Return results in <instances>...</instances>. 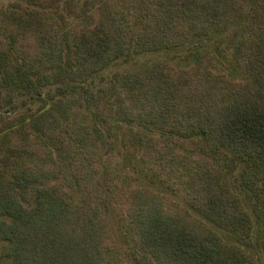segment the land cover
I'll return each instance as SVG.
<instances>
[{
    "label": "trees",
    "instance_id": "trees-1",
    "mask_svg": "<svg viewBox=\"0 0 264 264\" xmlns=\"http://www.w3.org/2000/svg\"><path fill=\"white\" fill-rule=\"evenodd\" d=\"M67 4L75 18L70 24L63 16L50 20L27 13L20 21L0 16L8 77L27 81L59 68L67 46L85 79L128 50L139 54L175 48L241 20L247 36L237 61L246 80L239 85L214 78L210 63L202 61L191 68L157 63L117 73L115 81L125 95L110 109L119 127L108 131L105 158L93 119L83 110L69 112L48 136L71 166L81 205L62 183H55L59 172L48 164L52 156L45 139L25 127L12 129L5 136V157L21 166L15 171L0 167V264H131L130 259L136 264H255L253 256L224 242L188 208L238 241L247 240L253 224L224 170L240 165L242 185L258 204L264 252V0ZM133 123L190 140L189 149L131 130ZM133 157L148 179L188 208L137 186L132 174L121 172ZM103 206L115 216L121 246L113 239Z\"/></svg>",
    "mask_w": 264,
    "mask_h": 264
},
{
    "label": "rangeland",
    "instance_id": "rangeland-1",
    "mask_svg": "<svg viewBox=\"0 0 264 264\" xmlns=\"http://www.w3.org/2000/svg\"><path fill=\"white\" fill-rule=\"evenodd\" d=\"M0 0V16L20 21L27 13H33L45 19L55 20L63 16L70 24L75 21L74 15L67 9L71 4L67 0ZM137 36L135 30L134 39ZM247 36V31L241 20L232 23L226 30L208 36H198L185 44L169 49L148 51L136 54L128 50L120 58L104 70L85 79L79 76L77 67L69 58L68 47L64 46L62 64L41 77L30 80H14L5 73L6 53L0 47V167H9L15 171L21 166V161L6 159L4 140L12 129L28 128L27 131L45 139L52 160L50 167L59 172L55 183H62L76 205L82 204V194L68 160L50 143L48 136L53 130L60 128L69 112L83 110L93 119V126L100 139L102 158L109 152L108 131L117 129V118L110 112L115 107L118 96H124V90L115 81L119 72H133L149 68L157 63H168L177 68H191L199 61L209 62V71L214 78H227L232 84L245 82L246 75L240 67V47ZM135 42V41H134ZM131 130L142 131L144 134L155 135L167 144L187 151L190 140L179 139L164 133L151 124L133 123L128 126ZM103 137V138H102ZM105 139V140H104ZM110 146L114 145L110 142ZM224 170L229 173L233 191L239 196L246 208L253 230L245 241H238L233 235L216 227L195 211L188 208L180 199L161 185L158 181L148 179L144 168L138 159L133 157L131 162L121 168V172L133 175L139 187L147 188L159 194L172 197L188 208L189 212L209 228L224 242L239 245L246 253L254 257L255 264H264L263 226L258 215V204L243 185L240 177L241 166L229 165ZM33 190H29V196ZM103 213L109 222L115 243L122 245V238L114 214L110 207L103 206ZM131 264H136L130 259Z\"/></svg>",
    "mask_w": 264,
    "mask_h": 264
}]
</instances>
